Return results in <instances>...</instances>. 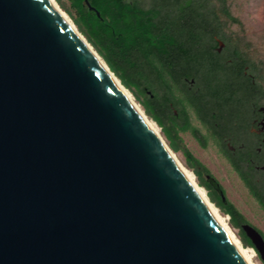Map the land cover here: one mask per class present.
Masks as SVG:
<instances>
[{
    "label": "water",
    "instance_id": "95a60500",
    "mask_svg": "<svg viewBox=\"0 0 264 264\" xmlns=\"http://www.w3.org/2000/svg\"><path fill=\"white\" fill-rule=\"evenodd\" d=\"M0 264H246L46 0H0Z\"/></svg>",
    "mask_w": 264,
    "mask_h": 264
},
{
    "label": "trees",
    "instance_id": "16d2710c",
    "mask_svg": "<svg viewBox=\"0 0 264 264\" xmlns=\"http://www.w3.org/2000/svg\"><path fill=\"white\" fill-rule=\"evenodd\" d=\"M87 1L94 10L84 0H69L76 10L79 31L161 127L170 148L182 152L198 183L207 190L209 200L238 229L242 244L253 248L241 229L243 215L228 199L221 198L206 178L209 172L205 165L184 146L178 129L159 115L161 104L169 99L164 89L173 87L186 73L181 69L191 66L198 57L195 44L211 42L214 34L222 32L211 1Z\"/></svg>",
    "mask_w": 264,
    "mask_h": 264
},
{
    "label": "flooded vegetation",
    "instance_id": "af4514ba",
    "mask_svg": "<svg viewBox=\"0 0 264 264\" xmlns=\"http://www.w3.org/2000/svg\"><path fill=\"white\" fill-rule=\"evenodd\" d=\"M194 50L195 64L181 69L186 73L164 89L169 99L161 104L159 115L178 131H189L200 148L209 147L224 177L230 182V175L234 176L264 216L262 85L251 63L223 32L214 34L211 42L195 44ZM205 167L209 183L225 196L224 185ZM243 223L264 239L261 228L246 218Z\"/></svg>",
    "mask_w": 264,
    "mask_h": 264
},
{
    "label": "rangeland",
    "instance_id": "374dc122",
    "mask_svg": "<svg viewBox=\"0 0 264 264\" xmlns=\"http://www.w3.org/2000/svg\"><path fill=\"white\" fill-rule=\"evenodd\" d=\"M54 1L59 6V8L63 12H65L68 18L78 29L75 23V17L77 15L76 10L70 4L69 0ZM210 1L213 8L215 9V12L218 15L220 28L225 34L226 40L233 43L235 47H237L238 52L251 63L252 67L254 68L253 70L257 75V79L259 80L264 90V0ZM126 89L132 95L133 99L137 102L140 108L145 112L143 105L136 99L133 92L129 88ZM147 116L157 125L161 136L169 146L168 139L165 137L161 127L149 115ZM178 133L182 139V143L184 144V146L205 166L209 167L211 173L215 175V177H217V179H219V181L224 185L225 197L239 210V212L247 219V221H249V223L261 228L264 232L263 214L260 210H258L255 203L245 193V191L241 187H239L238 182L236 181L234 176L230 175V182H228V180L224 177L223 170L220 168V164H218L214 160L211 149L209 147L200 148L197 145L196 141L189 134V131H178ZM173 152L176 154L179 161L188 170L191 171L196 183L204 189L205 194L207 195V190L198 183L196 175L194 174L192 169L187 166L182 152L179 150ZM219 211L223 216L226 217L228 226L231 228L235 236L242 244L238 229L231 225L229 216L223 213L221 210ZM253 251L255 254L252 257L253 264H264L257 254L256 250L253 249Z\"/></svg>",
    "mask_w": 264,
    "mask_h": 264
},
{
    "label": "bare ground",
    "instance_id": "6f19581e",
    "mask_svg": "<svg viewBox=\"0 0 264 264\" xmlns=\"http://www.w3.org/2000/svg\"><path fill=\"white\" fill-rule=\"evenodd\" d=\"M53 10L57 13V15L63 20V22L74 32V34L80 39V41L86 46L88 51L92 54V56L96 59V61L100 64V66L105 70V72L110 76V78L114 81L117 85L119 90L122 92L124 97L127 99L129 104L133 107L136 113L140 116L142 121L145 125L149 128L152 134L156 137V139L160 142V144L164 147L170 158L174 161L177 165L178 169L180 170L181 174L186 178L189 184L192 186L200 200L206 206L208 211L211 213L217 224L220 228L224 231L227 235L239 255L242 257L246 264H253L252 257L255 255L254 251L251 247H246L242 245L239 239L235 236L231 228L228 226L226 222V217L223 216L218 208L208 199L207 195L205 194L204 189L199 186L193 174L190 170H188L177 158L176 154L172 151V149L167 145L164 141L163 137L161 136L157 125L145 114V112L140 108L137 102L133 99L132 95L129 91L122 85L119 79L114 75V73L108 68L104 60L100 57V55L92 48L89 42L85 39V37L78 31L76 26L73 22L68 18V16L63 12L59 6L56 4L54 0H46Z\"/></svg>",
    "mask_w": 264,
    "mask_h": 264
}]
</instances>
